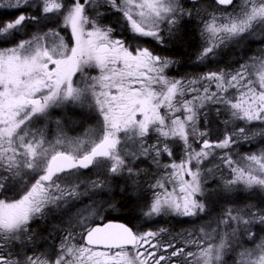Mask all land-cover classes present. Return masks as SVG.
<instances>
[{"label": "snow or ice", "instance_id": "1", "mask_svg": "<svg viewBox=\"0 0 264 264\" xmlns=\"http://www.w3.org/2000/svg\"><path fill=\"white\" fill-rule=\"evenodd\" d=\"M212 4L232 6L233 11L217 15L216 10L205 9L204 17L200 0H188V5L185 0H11L7 6L19 14L0 23V195L6 197L17 184L25 190L18 199H0V264H176V257L186 264H226V253L237 248L242 249L238 264H264V237L253 231L264 226V207L240 206L246 199L243 193L257 188L264 192V149L234 159V146L252 139L245 127L226 131L215 140L197 128L205 102L223 104L234 119L264 124V49L248 58L251 64L245 61L234 72L209 70L186 87L184 81L165 75L175 61L139 46L141 38L159 45L182 40L185 26L197 18L202 25L197 53L201 63H212L220 49L244 43L258 29V43L264 45V0L240 4L212 0ZM33 6L39 15L28 14ZM101 9L121 14L131 33L127 43L123 35L113 37L111 26L98 22L104 14ZM26 22L43 25L47 31L38 29L25 38L21 31L27 30ZM65 28L70 29V41L61 35ZM90 70H98V75ZM77 73L79 79L74 80ZM196 84L202 85V96L200 88L192 87ZM213 84L215 91L210 90ZM229 88L239 96L228 98ZM189 91L196 95L183 99ZM196 101H201L198 106ZM84 108L96 113V127L86 140L70 139L65 127L75 123L74 117L83 115L78 110ZM50 122L55 123L52 139L47 130ZM151 133L157 140L148 144ZM256 135L264 136V130ZM190 136L201 138L198 151ZM178 142L183 144L184 159L163 165L172 171L166 172V179L148 185L152 196L144 197L143 215L209 219L187 242L198 251L161 243L158 237L166 229L90 225L108 202L114 182L123 178L134 192L140 191L135 161L152 156L160 167L161 154L171 157V145ZM217 149L223 151L221 163L214 167L229 172L219 184L202 175L213 174L205 161L215 158ZM217 204L234 207L213 218ZM49 212L54 219L58 215L64 233L59 248H52L50 254L14 255L17 244L38 238L33 222ZM213 222L216 227L209 231ZM77 236L83 243H73ZM217 237L219 242L214 243ZM245 240L254 247H244ZM168 249H172L169 255L162 254Z\"/></svg>", "mask_w": 264, "mask_h": 264}, {"label": "trees", "instance_id": "2", "mask_svg": "<svg viewBox=\"0 0 264 264\" xmlns=\"http://www.w3.org/2000/svg\"><path fill=\"white\" fill-rule=\"evenodd\" d=\"M185 3L186 5H188V0H185ZM200 3L202 5L201 15L204 17L207 16V11L216 10L220 7L223 8L222 6L212 4V0H200ZM208 5H211V8H208ZM230 7L232 6H227V8ZM205 9H207V11H205ZM110 12L112 15L105 17L104 21H106L107 23L104 24L111 26L114 29V38H120L121 35H123V38L127 43V38L131 35V33L125 26V22L123 21L121 14L118 13V16H115L113 11ZM10 16V14L0 11V23L12 20V17L10 18ZM201 27L202 25L200 24V20L197 18L185 26V35H183L182 40L171 41L166 45H159L151 38H141L139 46L146 47L157 55L167 57L170 60L175 61L174 64H172L168 69L165 70V75L168 76L169 79H180L182 81H190L194 78H198L209 70L216 71L218 68L223 69L226 72H234L237 70L239 65L245 63V61L251 64L252 61L248 58L259 56L261 54V49H264V45L258 43L259 36L261 35L258 29L255 35L249 36L244 41V43L239 45H236L234 43L231 44V49L228 51V53H226V51H221L220 55L214 58L212 63H208V61L201 63L197 60V53L201 47V37L199 34ZM205 83L206 82H204V84ZM210 88L213 87L210 86ZM229 92L227 93V96L231 95V92ZM220 105V108H222L223 104ZM211 107L216 106L213 104L210 107H207L205 111L201 112L197 122V128L199 129V131H207L209 139H222L226 131L236 129L238 127H245L249 136L252 137L251 141L241 140L238 145L234 146L232 152L234 159H239L240 156L247 155L250 152L258 153L261 149H264V136L256 135V133L264 130V124L259 121H254L248 124L243 120L234 119L231 115V111L227 108H225V112L215 113L211 110ZM54 113L58 112L55 111ZM93 114L94 112L91 115H86L87 122L85 124H89L94 128L97 123V119L92 117L94 116ZM79 117H81V115L76 116L77 119ZM85 124L68 129L69 138L71 137V139H73L85 134V131L88 130L87 128H85ZM49 133L51 134L49 138H54L55 132L49 131ZM200 140L201 138L199 136H190V142L192 143V147L194 149L197 150L200 148ZM149 142H151V140H149L148 143ZM171 146L173 148V155L168 158L165 154H163L162 161H160V167H158L157 165L153 167L152 164L150 166L146 165L142 161L140 162L138 182L142 186L141 193L143 194L140 197L141 201L135 199V195L138 192H134L132 186L130 184H126L125 179L122 178L113 183L112 191L109 195V198H107L108 202L103 205V210L100 211L99 214H103V221L119 220L127 223V225L132 227L134 231H144L147 228L153 230L155 228L166 229L167 231L163 232L161 235L162 239H167L171 235L172 241L176 245H180V241L183 242L182 245L185 246L184 248L186 251L189 248L194 247L192 245H189L187 242L200 234L199 229L201 228V226L208 225L209 219L170 215L172 218L171 220L159 217V222H151L150 219L145 218L142 213L145 209L143 207L145 203L144 197L150 199L152 193V191L148 188V185L154 183L158 178H162V176L169 171L168 169H165L163 165L168 164L170 161L178 162L180 159H182V156L185 155L182 143L178 142ZM222 151L223 150L217 149L216 157L210 158L209 161H205V164L208 168L213 169L212 175L216 176L215 173L219 172L220 178H226L229 175V172L226 168H224L223 166L221 168H215L213 166L214 164L221 163L219 156ZM202 167L204 166L202 165ZM145 173H147V175H145ZM202 175L205 176L209 183L212 182L213 179L210 178V176L212 175H209L206 172L202 173ZM95 178L96 176L92 177V179ZM29 181H31V179H29ZM20 187L21 184H17L16 188ZM242 195L246 197V199H242L240 201V206L245 203H251L260 207H264V203H262L264 202V192H261L258 188L253 189L250 193H243ZM214 207L216 211L213 212V218L217 214H223V212L227 208L234 207V205L217 204L214 205ZM47 218V222H43L38 225L40 228V233H37L38 238L34 242L26 241L24 246L22 247V250H25V248L28 247L37 249L40 242L46 244L52 243L57 235H59V233L61 232L59 217L56 216V218L54 219L53 216H49ZM175 219H177V221H175ZM98 221H95V223H97ZM215 227L216 225L213 222L211 223V226L208 230L210 231L211 228ZM261 228H264V226H256L253 228V231L257 233L258 238L264 237V231H262ZM182 237L184 238L183 240H181ZM215 242H219V238H217ZM257 242H259V240H257ZM244 247L251 248L254 247V244L251 241L245 240ZM241 250L242 249L237 248L234 251H228L224 258L226 264H238V261L241 259L238 253Z\"/></svg>", "mask_w": 264, "mask_h": 264}, {"label": "rangeland", "instance_id": "3", "mask_svg": "<svg viewBox=\"0 0 264 264\" xmlns=\"http://www.w3.org/2000/svg\"><path fill=\"white\" fill-rule=\"evenodd\" d=\"M37 1H39V0H37ZM5 2L6 3H10L11 2V0H5ZM35 2H36V0H35ZM36 3H38V2H36ZM234 3L235 4H240L241 3V0H234ZM223 8H218V9H216V14L217 15H220L222 12H232L233 11V8L232 7H230V8H227V7H224V6H222ZM101 11L104 13L101 17H99V20H98V22L102 25V26H108V25H105L104 23H107L106 21H104V19H105V17H108L109 15H112L111 14V12L110 11H112V10H109V9H101ZM88 12H89V15L91 16V17H95V12L92 10V9H88ZM113 13L115 14V16H118V13H116V12H114L113 11ZM18 15V14H17ZM30 15V14H29ZM50 17H56L57 19H59L60 17H58L57 16V14H55V13H50V14H48ZM11 17V16H10ZM16 16H14V17H12V20L15 18ZM26 24L28 25L27 26V30L26 31H24V30H22L21 31V36H24L25 38H27V36H30L33 32H35V31H37L38 29H42V27H44L43 25H38V26H35V27H33V26H31V22H26ZM43 31H47V28H43L42 29ZM259 31V30H258ZM61 35L62 36H64L65 37V40L66 41H70V37H71V33H70V29H67V28H65V29H62L61 30ZM231 44H233V43H230L227 47H224V48H222V49H220L219 51L221 52V51H226V53H228V51L231 49ZM216 58V57H215ZM91 71V74L92 75H98V70H90ZM230 72V71H229ZM73 79L74 80H78L79 79V73H77L76 74V76H74L73 77ZM176 80H180V79H176ZM187 82L188 81H184V83H185V86L187 87L188 85H187ZM203 86H207V82L203 85ZM213 88H210V90L211 91H215L216 90V88H215V85L213 84V85H211ZM192 87H196V88H200L201 89V91H200V95L202 96L203 95V92H202V85H198V84H196V85H193ZM231 93H230V92ZM228 92L231 94V95H228V98H235V97H238L239 96V92L236 90V89H232V88H229V90H228ZM196 95V93H193V92H186V95H185V97L183 98V99H189V100H191L192 98H193V96H195ZM201 101H196L195 103L197 104V106L199 105V103H200ZM211 105H213V103H211V102H205V106L203 107V108H201L199 111H200V113L201 112H203V111H205V109L207 108V107H210ZM216 107H211V110L213 111V112H215V113H217V109H219V112H225V106L223 105L222 106V108H220V104H214ZM55 111H57V112H59V111H61V109H53V112H55ZM78 111H81L82 113H83V115H81V117H79L78 119L76 118V117H74V120H75V123H70V124H68V125H66V127H65V132H66V135L68 136V129H71V128H73V127H78V126H80V125H83V124H85L86 122H87V120H86V115H91L94 111H92V110H90V109H88V108H84V109H79ZM161 111L163 112L164 111V109H161ZM94 116H92V117H94V118H96V113L94 112V114H93ZM177 115H182L181 113H177ZM86 126H85V128H87L88 130H86L85 132V134H83V135H81L80 137H76V138H73V140H75V139H87L88 137H87V133H89V130L90 129H95V127H96V125L94 126V128L93 127H91L89 124H85ZM47 130H48V132L49 131H52V132H55V123L54 122H50L49 124H48V126H47ZM121 135H123V133H121ZM69 137V136H68ZM70 139H71V137H70ZM149 140H151V142H149L148 144H153V143H155L156 142V140H157V135L155 134V133H151L150 134V137H148L147 138V142L149 141ZM199 149H197V151H198ZM163 154H165L166 155V157H168L169 158V156L166 154V153H163ZM163 154H161V156L159 157V160L160 161H162V155ZM154 155V154H153ZM182 159H184V155L182 156ZM182 159H180L178 162H175V163H177V164H179L180 163V161L182 160ZM144 162L146 165H150L151 166V164H152V166L154 167L156 164L153 162V159H152V156H148V157H140L139 158V160H137V161H135V164L133 165L134 167L136 166V165H138L139 166V164H140V162ZM172 163V161H170L168 164H171ZM214 165H216V164H214ZM213 165V166H214ZM168 172H171L172 170H171V168H168ZM92 173V172H91ZM92 175H93V173H92ZM145 175H147V173H145ZM215 175L216 176H214V175H212V176H210V178L211 179H216V183L217 184H219V183H221L222 182V180L224 179L223 177L222 178H220V174H219V172H217V173H215ZM95 175H93L92 177H94ZM186 179H190V177H185ZM163 179H166V175L164 174L163 176H162V178H158L157 180H163ZM156 180V181H157ZM220 180V181H219ZM155 181V182H156ZM154 182V183H155ZM9 183H11L10 181H9ZM153 184V183H152ZM139 187H140V191L135 195V199H137L138 201H141V196H142V194L143 193H141V189H142V186H141V184H139ZM167 187L169 188V190H171L172 189V187H173V185L171 184V183H168L167 184ZM177 191H178V189H177ZM151 196H152V193H151ZM151 198V197H150ZM0 199H4V196L3 195H0ZM144 211H146V209H144L143 210V212ZM142 212V213H143ZM172 216V215H171ZM171 216H170V214L169 215H161V216H156V217H152V218H149L150 219V221L151 222H159V220H160V218L159 217H161V218H166V219H172L171 218ZM145 218H147V217H145ZM175 221H177V219H175ZM172 222V221H171ZM158 229H161V228H155L154 230L153 229H145L144 231H148V230H153V231H155V230H158ZM32 230L35 232V233H40L39 231H40V228H39V226H36V225H33L32 226ZM161 235H162V233L160 234V236L158 237V238H161ZM218 238V237H217ZM168 239H172V236L170 235V237H168L167 238V240ZM77 241H80L81 242V240H80V237L79 236H77L76 237V240L75 241H73V243H77ZM172 242V241H171ZM214 243H218V242H215L214 241ZM24 246V245H23ZM23 246H21L20 244H17L15 247H16V249H18V250H22V247ZM187 251H193V252H195V251H198V249H196L195 247H193V248H189L188 250H186V252ZM226 256V255H225ZM225 256H224V258H225ZM225 261V260H224Z\"/></svg>", "mask_w": 264, "mask_h": 264}, {"label": "flooded vegetation", "instance_id": "4", "mask_svg": "<svg viewBox=\"0 0 264 264\" xmlns=\"http://www.w3.org/2000/svg\"><path fill=\"white\" fill-rule=\"evenodd\" d=\"M36 2H39L36 0ZM66 2V0H65ZM9 3H6L5 0H0V11L1 12H6L8 14L11 15V17H14L16 16L17 14H19L17 11L9 8L7 5ZM28 14L32 15V14H35V15H39L40 13L37 11L36 7L33 6L30 10H28ZM10 17V18H11ZM55 19H57L55 16L53 17ZM44 27H42L43 29ZM82 171H85L87 175H89L91 178H92V173L91 172H88L86 170H82ZM33 182V181H29L28 182V186H30V183ZM11 184V183H10ZM24 190H25V186L23 184H21V187L20 188H15L14 191L12 192H8V196L6 195V197L4 196V198H7L9 200L11 199H18L21 195L24 194ZM52 217L53 216V213L49 212L48 215L45 217V219L43 220H39V221H36V222H33V225H36L38 226L39 224L43 223V222H47L48 221V218L47 217ZM58 216V215H56ZM99 220V221H98ZM95 221H98L97 223H95ZM107 221V220H106ZM119 221V220H117ZM103 214H99V216L97 217H94L91 221H90V225L93 226V225H96V224H99V223H103ZM122 222V221H121ZM125 223V222H124ZM127 224V223H125ZM129 226V225H128ZM130 227V226H129ZM134 230V229H133ZM79 231V229H77V232ZM63 232L61 231L59 233V235H57V237L52 241V243H49V244H46V243H39V247L37 249H34L33 247H28V248H25V250H18L16 249V247L13 249V254L16 255L17 253L20 254V257L22 258L24 253L27 252V251H31V252H34L35 254L39 255L41 253H45V254H50L51 253V250L52 248H59L60 246V243H61V240H62V237H63ZM165 239V238H163ZM162 239V236L161 238H158V240L161 242V243H171L173 244L176 248H181V247H185L184 245H182V241H180V245H176L172 239H165L163 240ZM184 238L182 237L181 240H183ZM172 241V242H171ZM77 243H83V241L81 240L80 241H77ZM172 251V249H168V252H162V254L164 255H169L170 252ZM175 261H176V264H186V261L184 260V258L182 257H176V258H173Z\"/></svg>", "mask_w": 264, "mask_h": 264}, {"label": "water", "instance_id": "5", "mask_svg": "<svg viewBox=\"0 0 264 264\" xmlns=\"http://www.w3.org/2000/svg\"><path fill=\"white\" fill-rule=\"evenodd\" d=\"M107 223H112V224H125L124 222L117 221V220H107V221H104L103 223H99V224H96V225L103 226L104 224H107ZM96 225H93V226H96ZM125 225H127V224H125Z\"/></svg>", "mask_w": 264, "mask_h": 264}]
</instances>
